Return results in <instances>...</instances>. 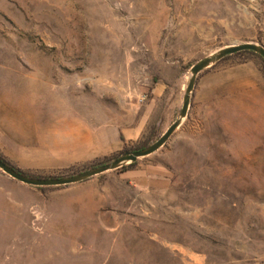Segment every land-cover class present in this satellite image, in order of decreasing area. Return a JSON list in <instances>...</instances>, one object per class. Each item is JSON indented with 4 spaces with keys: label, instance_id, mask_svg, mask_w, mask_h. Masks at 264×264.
I'll use <instances>...</instances> for the list:
<instances>
[{
    "label": "rangeland",
    "instance_id": "1",
    "mask_svg": "<svg viewBox=\"0 0 264 264\" xmlns=\"http://www.w3.org/2000/svg\"><path fill=\"white\" fill-rule=\"evenodd\" d=\"M248 41L264 0H0V156L54 177L153 142L191 65ZM138 164L164 181L121 177ZM123 170L48 188L0 170V264H264L263 60L199 72L182 124Z\"/></svg>",
    "mask_w": 264,
    "mask_h": 264
},
{
    "label": "water",
    "instance_id": "2",
    "mask_svg": "<svg viewBox=\"0 0 264 264\" xmlns=\"http://www.w3.org/2000/svg\"><path fill=\"white\" fill-rule=\"evenodd\" d=\"M241 51H251L259 55L264 60V45L248 41L232 43L223 46L193 63L189 69V77L182 97V104L177 117L174 121H172V123H170V125L165 129V131L153 143L149 144L144 148L123 151L116 155L113 159L103 164L95 165L79 172L63 176L35 177L26 175L17 171L1 159L0 170L9 177L26 185H31L35 187H57L83 182L93 176L103 174L108 171L116 170L124 165L134 162L137 159L147 157L153 154L166 143L169 137L182 124L183 120L187 116L192 92L195 87L198 73L206 68L213 66L227 55H232Z\"/></svg>",
    "mask_w": 264,
    "mask_h": 264
},
{
    "label": "crops",
    "instance_id": "3",
    "mask_svg": "<svg viewBox=\"0 0 264 264\" xmlns=\"http://www.w3.org/2000/svg\"><path fill=\"white\" fill-rule=\"evenodd\" d=\"M127 138L131 139L132 136H128ZM120 175L123 179L131 181V183L133 182L137 185L147 187L149 184L155 185L164 181L160 176L154 174L149 175V165L143 167L141 164H138L134 168L121 171Z\"/></svg>",
    "mask_w": 264,
    "mask_h": 264
},
{
    "label": "trees",
    "instance_id": "4",
    "mask_svg": "<svg viewBox=\"0 0 264 264\" xmlns=\"http://www.w3.org/2000/svg\"><path fill=\"white\" fill-rule=\"evenodd\" d=\"M238 53H251V54H255V53H253V52H251V51H241V52H238ZM236 54H237V53H236ZM255 55H257V54H255ZM227 56H229V55H227ZM227 56H226V57H227ZM257 56L260 57L259 55H257ZM224 58H225V57H224ZM260 58H261V57H260ZM261 59H262V58H261ZM262 60H263V59H262ZM263 62H264V60H263ZM154 138H155V134H151L147 139L143 140L142 143H140L139 146H136L135 148H133V149H129V150H137V149L144 148V147L148 146L149 144L153 143L154 141L152 142V140H153ZM123 151H127V150H123ZM123 151H121V152H123ZM121 152H119V153H121ZM115 156H116V155H115ZM115 156H114V157H115ZM114 157H113V158H114ZM113 158H112V159H113ZM0 159H1L2 161H4L5 163H7L8 165H10L11 167H13L14 169H16L17 171H19V172H21V173H23V174H26L25 172L19 170L18 168L14 167L12 164H10V163L7 162L6 160H4L1 156H0ZM109 160H111V159H109ZM109 160H106V161H103V162H97V163H95V164H92L90 167L95 166V165H99V164H103V163H105V162H107V161H109ZM137 162H138V159L135 160L134 162L129 163V164H127V165H124V166H122V167H120V168H118V169H116V170H123V169H125V168L131 167V166L135 165ZM87 168H89V167H86L85 169H87ZM79 171H81V170H77V171H74V172H79ZM26 175H29V174H26ZM30 176H32V175H30ZM35 177H41V176H35ZM57 187H59V186H57ZM37 188H48V187H37Z\"/></svg>",
    "mask_w": 264,
    "mask_h": 264
}]
</instances>
